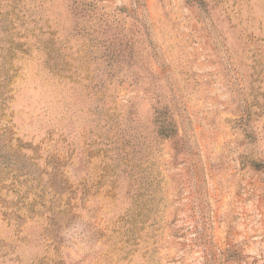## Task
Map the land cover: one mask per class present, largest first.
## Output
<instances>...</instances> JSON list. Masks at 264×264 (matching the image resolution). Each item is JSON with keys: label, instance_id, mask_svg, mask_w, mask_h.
I'll use <instances>...</instances> for the list:
<instances>
[{"label": "rangeland", "instance_id": "obj_1", "mask_svg": "<svg viewBox=\"0 0 264 264\" xmlns=\"http://www.w3.org/2000/svg\"><path fill=\"white\" fill-rule=\"evenodd\" d=\"M0 264H264V0H0Z\"/></svg>", "mask_w": 264, "mask_h": 264}]
</instances>
